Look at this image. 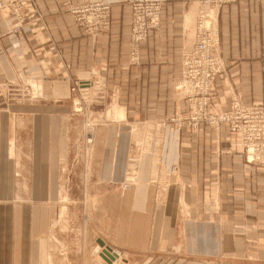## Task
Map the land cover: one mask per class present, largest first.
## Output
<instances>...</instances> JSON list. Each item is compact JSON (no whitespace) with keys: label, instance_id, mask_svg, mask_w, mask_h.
Segmentation results:
<instances>
[{"label":"crops","instance_id":"crops-1","mask_svg":"<svg viewBox=\"0 0 264 264\" xmlns=\"http://www.w3.org/2000/svg\"><path fill=\"white\" fill-rule=\"evenodd\" d=\"M62 1L32 0L17 35L0 9V195L18 198L0 201V264H109L102 247L111 264H264V166L221 126L164 121L184 105L174 83L194 3L165 0L132 62L127 0H97L109 23L93 38ZM216 17L227 76L214 80L213 106L264 103V0ZM96 75L99 119L83 153L67 78ZM19 80L27 96L9 98Z\"/></svg>","mask_w":264,"mask_h":264},{"label":"built area","instance_id":"built-area-1","mask_svg":"<svg viewBox=\"0 0 264 264\" xmlns=\"http://www.w3.org/2000/svg\"><path fill=\"white\" fill-rule=\"evenodd\" d=\"M163 0H128L131 10L130 19V29H129V40L131 45L136 44L139 40L143 39L146 31L152 28L157 23V13L160 2ZM233 0H198L204 8L207 7H217L223 3L231 2ZM24 0H0V8H12L13 14L17 17L16 26L19 25L21 21V13H19V8H21ZM69 12L72 15L73 20L77 25H79L84 31L89 34L95 35L100 30L107 28L108 20V5L101 1H85L78 2L69 5ZM204 13V9L201 10ZM203 18L206 16L200 15ZM199 16V17H200ZM203 26L204 22L201 21ZM208 26L199 28L196 41L187 52H183L181 56V78L176 83L177 88H184L186 94L189 93L191 98L190 102V114L194 120L206 118L210 124H213L217 119L226 122L227 128L231 131H241L240 134V144L241 147L245 148L247 151L248 160L256 159L263 161L264 159V130L258 129L257 125L249 127L239 120L240 118H235L232 120V113H222L215 114L210 112H205L203 106L205 105V94L207 90L209 91V86L212 82L214 75L220 71L222 68L221 64L218 62L217 58L213 54V47L215 44L214 31L207 22ZM134 54L132 53V56ZM133 58V57H132ZM201 94V98L197 96ZM197 98V99H196ZM248 108L242 109V106L238 104L227 112L243 110L245 114L252 111L254 114H261L264 117V107L255 104L247 106ZM232 120L231 124L227 121ZM250 131L249 135H245L246 131ZM247 147V148H246ZM263 159H259L262 158Z\"/></svg>","mask_w":264,"mask_h":264},{"label":"rangeland","instance_id":"rangeland-1","mask_svg":"<svg viewBox=\"0 0 264 264\" xmlns=\"http://www.w3.org/2000/svg\"><path fill=\"white\" fill-rule=\"evenodd\" d=\"M23 1V0H22ZM85 1H89V0H77V1H71V0H63L61 3V7L62 10L67 11L70 16L72 21L75 23V21L72 18L71 13L69 12L68 8L69 5L78 3V2H85ZM97 1V0H95ZM165 0L161 1L158 7V13H157V23L154 27L149 28L148 30L154 29L157 27L158 22H159V14H160V10H161V5ZM186 1H191L194 3V7H195V12L193 14V25H192V30L190 32L189 37L191 38V43L187 46V48H185L184 50H182V52L180 53V70H179V77L176 79L175 83H174V88L175 90L179 91V96L183 99L184 105L182 110L178 113V114H174L173 116H171L170 118H167L166 122H170L175 126H181L184 125L189 129H195L199 124L205 125L208 128L217 130L220 126L223 127L229 134H232L236 141H237V145H238V152L244 157V159L246 160V162L248 163H255V164H259L264 166V159L259 158V159H263V161H259L256 159H252V160H248L249 155L247 156V151L245 150V148L241 147L240 144V130L238 131H231L227 128V124L225 121L217 119V121L215 120V122L213 124H210L208 122V120L206 118H202V119H198V120H194L190 114V102H191V98L189 97V93L186 94V91L184 88H177L175 85L177 83V81L179 80V78H181V56L183 54V52H187L188 50L191 49V47L193 46V44L196 41V35L197 32L199 30V28H203L207 25V22H210V25L214 31V38H215V44L213 47V54L214 56L217 58L218 62L221 64L222 68L220 69L219 72H217L213 79L212 82L209 86V91L207 90V93L205 94V105L203 106V109L205 112H208V110H210V112H212L213 114H215V117L217 116V114H222V113H232V120H236L235 118H240L239 120H242V122H244L248 127L249 130L252 128V126L257 125L258 129H263L264 130V117L261 114H254L252 111H250L248 114H245L243 112V110L245 108H248L247 106H251V105H255V104H259L261 106L264 107V103L263 102H243L241 101L236 95H233L230 99L229 102L227 104V106L224 109H218L216 107L213 106L212 102H211V97H212V90H213V83L215 78L219 77V76H227V67L225 64V61L219 56L218 50H217V46H218V37H217V31H216V19H217V12L218 9L223 6L224 4L230 3V2H226L223 3L217 7H207L204 8L201 3H198V0H186ZM235 1V0H233ZM231 1V2H233ZM102 2V1H101ZM104 3V2H103ZM127 3L129 5V10H130V4L127 0ZM106 4V3H105ZM108 5V4H107ZM33 7L32 4V0H24L21 8H19V13H21V21L19 23L18 26H16L17 23V17L15 14H13L12 12V8H0V9H5L8 11V14L10 15L12 21L10 23V26L8 28V32L12 33V34H20L22 31V26L24 23H26L25 20V16H24V12L26 11L27 7ZM204 9V13L201 12V10ZM206 15L204 18L200 15ZM200 16V17H199ZM130 19H131V10H130ZM107 20L109 23V6H108V14H107ZM201 21L204 22L203 26L201 24ZM76 24V23H75ZM77 25V24H76ZM84 34L90 36L91 38H93L96 34H98L99 32H97L95 35L89 34L86 31H84L79 25H77ZM107 28H108V24H107ZM100 30V32H103L105 30ZM129 29H130V24H129ZM147 30V31H148ZM146 31V33H147ZM146 37H143V39ZM141 39V40H143ZM139 40L136 44L131 45L130 40H129V31H128V42H129V46H130V59L132 60V62H136L137 58H136V53H135V46L141 41ZM132 53L134 54L132 56ZM133 57V58H132ZM68 79V90L70 92V94L72 95V99H73V103L75 105H72L73 108V112H74V116H75V120L77 123H75L74 125L77 126V128H79V133L82 134V138L83 141L82 142V150L84 151L83 153H86L87 151V146L90 144V141L92 139V127L94 124H96V121H98L99 117H98V113H96L98 107H100V90L102 89V87H104V78H100V76L96 75L94 77L91 78H87V80H80L79 78H67ZM89 83V84H87ZM86 84V85H84ZM85 87V88H84ZM30 90V86L22 81L19 80L18 82H9L8 86H7V94L9 98H16L17 92L21 93V95L27 96V92H29ZM197 98H201L202 99V95L199 94L197 96ZM196 98V99H197ZM238 104L239 106H242V109L240 112L238 111H231V112H227L231 109V107H235V105ZM232 120L227 121L228 124L232 123ZM229 127V126H228ZM246 131V133H243L244 136L245 135H249L251 132L250 131ZM75 134V132H74ZM81 149V148H80ZM82 153V154H83ZM251 158V157H249ZM9 187V185H8ZM8 192L6 194L0 195V201H5L7 203H15L17 198V195L14 194H10L9 190H7ZM8 213V211H7ZM15 224V222H14ZM102 247V246H101ZM100 246H96L95 251L100 250L101 248ZM102 249L106 250L111 256H114L113 254H115V252L113 250H109V248L106 247H102ZM103 251V250H102ZM101 251V252H102ZM112 258V257H111ZM109 258L107 257V259L110 261L109 264H111V262H113L116 258L117 255L115 256V258Z\"/></svg>","mask_w":264,"mask_h":264},{"label":"water","instance_id":"water-1","mask_svg":"<svg viewBox=\"0 0 264 264\" xmlns=\"http://www.w3.org/2000/svg\"><path fill=\"white\" fill-rule=\"evenodd\" d=\"M102 257L108 261L107 257L111 258L112 256L106 251L103 249L102 253H101Z\"/></svg>","mask_w":264,"mask_h":264},{"label":"bare ground","instance_id":"bare-ground-1","mask_svg":"<svg viewBox=\"0 0 264 264\" xmlns=\"http://www.w3.org/2000/svg\"><path fill=\"white\" fill-rule=\"evenodd\" d=\"M87 84H89V83H87ZM84 85H86V84H84ZM85 88V87H84Z\"/></svg>","mask_w":264,"mask_h":264}]
</instances>
